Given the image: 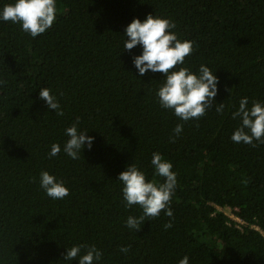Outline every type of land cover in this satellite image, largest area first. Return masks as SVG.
<instances>
[{
	"label": "trees",
	"instance_id": "obj_1",
	"mask_svg": "<svg viewBox=\"0 0 264 264\" xmlns=\"http://www.w3.org/2000/svg\"><path fill=\"white\" fill-rule=\"evenodd\" d=\"M149 14L193 42L184 66L204 64L217 75L205 116L185 122L163 109V74L139 76L133 57L142 49L123 50L126 27ZM42 88L63 116L40 99ZM245 97L248 107L264 102V0H57L54 25L36 38L0 21V264H67V248L80 244L100 249V264H179L184 256L190 264H264V142L231 140ZM77 121L95 138L92 148L78 160L49 158ZM157 152L177 173L173 217L162 211L130 230L127 218L143 210L126 207L118 176L135 163L163 183L151 165ZM42 171L70 194L48 197Z\"/></svg>",
	"mask_w": 264,
	"mask_h": 264
},
{
	"label": "clouds",
	"instance_id": "obj_2",
	"mask_svg": "<svg viewBox=\"0 0 264 264\" xmlns=\"http://www.w3.org/2000/svg\"><path fill=\"white\" fill-rule=\"evenodd\" d=\"M56 17L57 0H13L0 7V21L19 24L22 31L33 38L49 30ZM175 28L174 22L158 15L149 14L143 21L136 18L125 29L123 50L131 51L137 46L142 49L141 54L133 57L139 76L149 72L162 73L164 78L156 92L160 106L187 122L206 115L207 109L218 95L219 79L207 65H200L195 72L184 66L186 57L194 51L193 42L181 40L174 31ZM39 97L49 110L63 116L61 104L50 89H40ZM248 105V98H242L238 110L232 114L233 119L241 122L231 136L234 143L264 142V102H253L251 107ZM223 110L224 104H217V113H222ZM173 132L178 137L183 132V124H177ZM87 133L88 131L79 129L78 121L73 123L64 130L68 139L63 146L59 143L51 145L49 158L63 152L72 160L80 159L81 152L85 148L90 150L94 143L95 138ZM151 165L154 175L164 178L163 183L148 180L146 173L135 163L129 164L118 176L117 181L123 186L126 207L138 205L143 210V215L127 218L126 226L130 230H140V225L146 218L159 217L162 211L166 216L173 217L171 201L178 183L177 173L173 171L171 161L158 152L152 154ZM39 186L48 197L55 200H63L70 194L65 182L48 171L40 173ZM164 227L167 230L172 227V223L169 222ZM120 251L127 254L130 248L122 246ZM102 258V251L95 245L80 244L67 248L64 261L67 264H73V261H78V264H100ZM179 264H190V258L184 256Z\"/></svg>",
	"mask_w": 264,
	"mask_h": 264
},
{
	"label": "built area",
	"instance_id": "obj_3",
	"mask_svg": "<svg viewBox=\"0 0 264 264\" xmlns=\"http://www.w3.org/2000/svg\"><path fill=\"white\" fill-rule=\"evenodd\" d=\"M218 210L219 211H224L223 209H221L219 207H218ZM225 213L230 218V220L236 222L239 227H242V226L247 225V223H245L244 221H242L240 218L236 217L234 214H232L230 212H225ZM254 228L257 230V227H254Z\"/></svg>",
	"mask_w": 264,
	"mask_h": 264
}]
</instances>
